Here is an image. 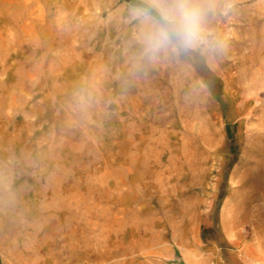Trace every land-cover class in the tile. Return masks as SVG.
Masks as SVG:
<instances>
[{
	"label": "rangeland",
	"instance_id": "obj_1",
	"mask_svg": "<svg viewBox=\"0 0 264 264\" xmlns=\"http://www.w3.org/2000/svg\"><path fill=\"white\" fill-rule=\"evenodd\" d=\"M143 56L145 0H0V264H264V0Z\"/></svg>",
	"mask_w": 264,
	"mask_h": 264
},
{
	"label": "clouds",
	"instance_id": "obj_2",
	"mask_svg": "<svg viewBox=\"0 0 264 264\" xmlns=\"http://www.w3.org/2000/svg\"><path fill=\"white\" fill-rule=\"evenodd\" d=\"M134 14L144 25L143 56L154 60L161 52L191 51L211 43L208 0H145Z\"/></svg>",
	"mask_w": 264,
	"mask_h": 264
}]
</instances>
